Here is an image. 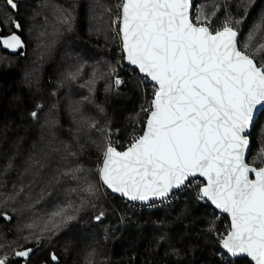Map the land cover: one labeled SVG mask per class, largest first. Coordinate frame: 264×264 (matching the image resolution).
I'll return each instance as SVG.
<instances>
[{"label": "trees", "instance_id": "trees-1", "mask_svg": "<svg viewBox=\"0 0 264 264\" xmlns=\"http://www.w3.org/2000/svg\"><path fill=\"white\" fill-rule=\"evenodd\" d=\"M115 1L14 0L12 9L0 0L1 34L15 32L24 43L22 55L0 46V257L9 264H251L220 249L229 221L199 199L200 179L188 180L165 207L128 202L101 184L105 145L120 150L126 136L141 134L154 94L123 62L111 26ZM194 4V22L201 9L212 26L241 20L233 24L241 45L264 17V0ZM261 42L264 32L252 50ZM116 78L123 81L118 88ZM262 133L264 110L250 132L247 162L255 167L264 163L253 160ZM89 184L92 194L82 191ZM68 202L80 208L77 219L42 232ZM28 248V257L14 255Z\"/></svg>", "mask_w": 264, "mask_h": 264}, {"label": "snow or ice", "instance_id": "snow-or-ice-1", "mask_svg": "<svg viewBox=\"0 0 264 264\" xmlns=\"http://www.w3.org/2000/svg\"><path fill=\"white\" fill-rule=\"evenodd\" d=\"M6 4L17 8L14 0ZM190 5L191 0H121V15L112 23L119 25L123 58L154 82V97L144 110L148 118L143 135L134 136L123 152L108 143L97 169L99 179L129 200L148 201L166 199L172 189L199 174L207 180L199 199L208 198L231 217V228L220 241L226 255L243 254L254 264H264V167L246 163L255 113L264 110V42L252 50L264 32V17L241 45L233 27L241 20L226 19L212 30V17L201 9L194 22ZM0 45L11 51L24 46L15 32L0 36ZM122 83L114 81L117 88ZM31 115L36 118L38 113ZM256 159L264 162V133ZM82 191L92 194L94 187L89 184ZM79 211L72 202L58 207L42 232L59 231ZM3 218L11 220L6 213ZM32 251L14 255L28 257ZM0 264H9L8 258L0 257Z\"/></svg>", "mask_w": 264, "mask_h": 264}, {"label": "water", "instance_id": "water-1", "mask_svg": "<svg viewBox=\"0 0 264 264\" xmlns=\"http://www.w3.org/2000/svg\"><path fill=\"white\" fill-rule=\"evenodd\" d=\"M194 1L195 0H191V5H190V18H191V10H192V5H193V3H194ZM121 15V9H119V16ZM0 33H1V28H0ZM11 33H13V32H11ZM11 33H9V34H5V35H1L0 34V36H8V35H10ZM118 35H119V25H118ZM119 40H120V47H121V45H122V38H121V36L119 35ZM24 44V43H23ZM2 48H4L3 47V45H0ZM5 49V48H4ZM24 49V46L22 47V48H19V49H17L16 51H11V50H8V49H5V50H7L10 54H15L17 51H21L20 52V54L22 55L23 54V52H22V50ZM122 51V50H121ZM122 56H124V54H123V52H122ZM123 60H124V62H125V64L127 65V66H129L130 68H132V69H134V70H136L137 71V73L140 75V76H142V77H144V75L142 74V73H140L139 72V69L136 67V66H133V65H131V64H129L128 63V61L126 60V59H124L123 58ZM149 81V83H151L153 86H154V82H151L150 80H148ZM153 97H154V94H153V96H152V99H153ZM152 99H151V101H152ZM150 105H151V103H150ZM262 111V110H261ZM261 111H257L256 113H255V121H256V119H257V117H258V115H259V113L261 112ZM147 118H148V114H147V116H146V119H145V122H144V126H143V129H142V132H141V134L140 135H143V130H144V128L146 127V121H147ZM114 147V146H113ZM116 148V147H115ZM117 149V148H116ZM127 149V147L126 148H124V149H121V150H118L117 149V151H120V152H123V151H125ZM248 156H249V152L247 153V155H246V163H248L247 162V159H248ZM102 163H103V157H102V160H101V163H100V166H102ZM251 165V164H250ZM251 166H253V165H251ZM255 167V166H254ZM259 167H264V163L261 165V166H259ZM195 178H197V179H200L201 181H202V185L200 186V187H202V186H204V185H206L207 184V180H206V178H204V177H201V176H199V174H197L196 176H194V177H189V179L188 180H190V179H195ZM249 178L250 179H255V174L254 173H250L249 174ZM100 180V179H99ZM187 180V181H188ZM186 181V182H187ZM101 182V181H100ZM101 184H102V182H101ZM103 185V184H102ZM184 186V185H183ZM103 187L105 188V189H107L111 194H113V195H115V196H118L119 198H121V199H123V200H126V201H128V202H132V203H136V204H145V203H148V202H151V201H154V200H160L161 198H150L148 201H139V200H136V201H132V200H129L128 198H126V197H124V196H122L121 194H119V193H115V192H113L111 189H109V188H107L105 185H103ZM182 187V186H181ZM180 187V188H181ZM180 188H174V189H172L171 190V192L168 194V195H170L171 193H173V192H176L177 190H179ZM200 193V188H199V190H198V194ZM203 200H205L212 208H213V210L214 211H216V212H218L219 214H222V215H225L227 218H228V221H229V229H228V231L230 230V228H231V217H230V215L228 214V213H225V212H222L220 209H218V208H216V206L214 205V204H212V202L208 199V198H204ZM227 231V232H228ZM227 234V233H226ZM225 234V235H226ZM219 246H220V249L225 253V251L223 250V248H222V246H221V244L219 243ZM229 258H231V259H235V258H246L251 264H254V261H251V258L250 257H247L246 255H240V256H238V257H230V256H228Z\"/></svg>", "mask_w": 264, "mask_h": 264}, {"label": "built area", "instance_id": "built-area-1", "mask_svg": "<svg viewBox=\"0 0 264 264\" xmlns=\"http://www.w3.org/2000/svg\"><path fill=\"white\" fill-rule=\"evenodd\" d=\"M116 2L117 1H115V5H116ZM119 3V8L118 9H116V7H115V13L114 14H117V16L113 19V20H115V19H117V17L119 16V9H120V3H121V0L118 2ZM198 8V6H197V4H194L193 3V5H192V10H191V16L196 12V9ZM113 24V23H112ZM114 26V28H117V35H118V25H113ZM217 29V28H216ZM116 30V29H115ZM212 30H215V28L214 29H212ZM118 37H119V35H118ZM123 62H124V60H123ZM125 63V62H124ZM148 114V113H147ZM134 136H136V137H138V136H140V134L139 133H134V132H132V133H130L128 136H126L125 137V139H124V141H123V143H122V148L121 149H124V148H126V147H128L131 143H132V138L134 137ZM118 143V142H117ZM112 144V146H114V144L113 143H111ZM120 149V150H121ZM202 182V181H201ZM176 197V192H173V193H171L170 195H168L167 196V198L166 199H160V200H154V201H151V202H148V203H145L147 206H149V207H152V206H156V207H159V206H161V207H165V206H168V205H170L172 202H173V200H174V198Z\"/></svg>", "mask_w": 264, "mask_h": 264}, {"label": "rangeland", "instance_id": "rangeland-1", "mask_svg": "<svg viewBox=\"0 0 264 264\" xmlns=\"http://www.w3.org/2000/svg\"><path fill=\"white\" fill-rule=\"evenodd\" d=\"M119 0L116 2V5H115V7H116V9H118L119 8ZM117 16V14H113L112 15V19H111V26H112V29L114 28V26H113V24H112V21H113V19L115 18ZM223 22L224 21H221V22H219L218 24H216V25H214V26H212L211 25V27H212V29H216V28H220L222 25H223ZM109 142H111V141H109ZM109 142H107V144L105 145V148L108 146V143ZM112 143V142H111ZM105 148H104V150H105ZM104 150H103V152H104ZM102 157H103V155H102ZM99 175V174H98Z\"/></svg>", "mask_w": 264, "mask_h": 264}, {"label": "flooded vegetation", "instance_id": "flooded-vegetation-1", "mask_svg": "<svg viewBox=\"0 0 264 264\" xmlns=\"http://www.w3.org/2000/svg\"><path fill=\"white\" fill-rule=\"evenodd\" d=\"M1 34V33H0ZM1 35H3V34H1ZM19 51H17L16 53H18Z\"/></svg>", "mask_w": 264, "mask_h": 264}]
</instances>
